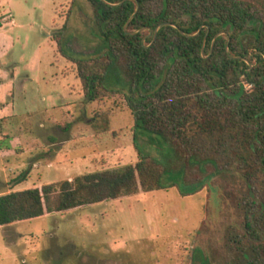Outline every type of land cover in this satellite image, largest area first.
Wrapping results in <instances>:
<instances>
[{"label": "trees", "instance_id": "16d2710c", "mask_svg": "<svg viewBox=\"0 0 264 264\" xmlns=\"http://www.w3.org/2000/svg\"><path fill=\"white\" fill-rule=\"evenodd\" d=\"M76 0H72V4ZM158 1L155 13L149 10ZM86 40L51 38L77 68L86 103L124 91L134 118L137 162L0 194V227L108 200L176 187L182 196L211 186L214 177L240 183L232 192L242 216L230 220L228 264H264V25L239 0H87ZM228 27L247 32L254 64L228 50ZM223 33V34H222ZM73 41L80 43L71 49ZM249 86V88L247 87ZM147 133L166 135L183 152L180 165ZM154 149L156 154H152ZM199 178L189 180L187 169ZM262 179V183L259 182ZM219 204L218 188H212ZM193 258L208 264L200 249Z\"/></svg>", "mask_w": 264, "mask_h": 264}, {"label": "rangeland", "instance_id": "374dc122", "mask_svg": "<svg viewBox=\"0 0 264 264\" xmlns=\"http://www.w3.org/2000/svg\"><path fill=\"white\" fill-rule=\"evenodd\" d=\"M0 1V16L11 13L0 19V194L135 164L134 118L124 91L86 103L76 66L51 38L67 19V33L86 40L87 0ZM239 1L250 3L264 25V0ZM158 7L154 1L149 10ZM251 38L239 36L249 65ZM79 46L73 41L71 49ZM146 136L164 147L168 164L180 165L183 152L171 138ZM186 176L200 174L194 167ZM210 185L186 196L176 187L139 191L0 227V264H201L193 258L197 249L208 264H228L225 235L228 222L242 218L232 198L240 183L214 177ZM211 187L218 188L219 204Z\"/></svg>", "mask_w": 264, "mask_h": 264}, {"label": "flooded vegetation", "instance_id": "af4514ba", "mask_svg": "<svg viewBox=\"0 0 264 264\" xmlns=\"http://www.w3.org/2000/svg\"><path fill=\"white\" fill-rule=\"evenodd\" d=\"M228 30H232V28L228 27ZM232 45L234 48L235 54H245L246 53V48H243V45L239 41V37H235L233 34L228 35V50L229 46ZM245 60V58H244Z\"/></svg>", "mask_w": 264, "mask_h": 264}, {"label": "crops", "instance_id": "0c3cea01", "mask_svg": "<svg viewBox=\"0 0 264 264\" xmlns=\"http://www.w3.org/2000/svg\"><path fill=\"white\" fill-rule=\"evenodd\" d=\"M1 2V1H0ZM1 7V6H0ZM11 16V13L10 12H8V13H6V15H2V16H0V19H3V18H9ZM1 25V24H0Z\"/></svg>", "mask_w": 264, "mask_h": 264}]
</instances>
